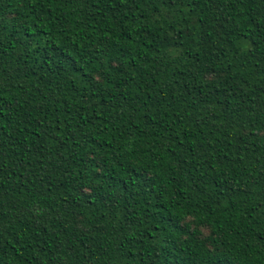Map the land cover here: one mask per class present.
I'll use <instances>...</instances> for the list:
<instances>
[{"label": "trees", "instance_id": "trees-1", "mask_svg": "<svg viewBox=\"0 0 264 264\" xmlns=\"http://www.w3.org/2000/svg\"><path fill=\"white\" fill-rule=\"evenodd\" d=\"M0 264H264V0H0Z\"/></svg>", "mask_w": 264, "mask_h": 264}]
</instances>
